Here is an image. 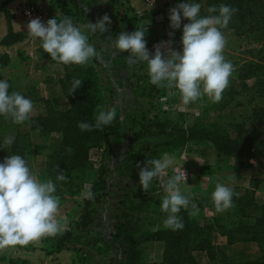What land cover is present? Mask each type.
I'll use <instances>...</instances> for the list:
<instances>
[{
  "label": "trees",
  "instance_id": "1",
  "mask_svg": "<svg viewBox=\"0 0 264 264\" xmlns=\"http://www.w3.org/2000/svg\"><path fill=\"white\" fill-rule=\"evenodd\" d=\"M54 1L61 10V18L63 19L65 16L70 17V10L75 6L71 7L69 3L65 4L62 1L60 2V0ZM179 1L183 0H171V2ZM221 4L237 9L228 26L221 30L232 29L237 35L244 34L248 37L252 34L251 38L260 46L254 56V61H249L243 67L242 74L237 73V76H253L254 81L252 86L248 87L245 83H242L235 88L233 83H230L224 93H228L231 96V100H236V96H246L247 94L244 90L248 92L253 91L254 97L259 96L264 98V0H204V7L201 6L200 16H207L210 6L215 5L219 7ZM2 9L1 5L0 10ZM216 14L218 13H210V15ZM135 20H137V17H127L126 14L120 15V23L128 33L138 28L134 23ZM119 34L116 33L117 36ZM19 37V34H10L9 38L15 39ZM92 46H94L98 54L100 46L95 44ZM6 62V55H2L0 57V66L6 64ZM71 66L64 65L65 72L59 80L62 93L67 98L69 104L66 109H61L47 102L46 115L32 117L24 124L14 123L7 129H5V126L13 122L10 118L6 119L0 116V135L3 131H12L14 133V141L10 146H5L4 140L0 139V163L8 155L22 153L23 148L32 149L34 155L43 153V150L46 148L49 132L57 131L60 133L58 146L51 153H48L47 161L43 165L42 172L38 178L41 181L51 179L54 182L56 187L55 195L59 197V204L64 200V191L69 192V194H75L77 191L83 189L85 182H90L89 190L93 193L94 198H84L82 204L77 205V210L75 211L77 217L73 222H70L69 230L59 232L53 237L42 238L45 242L51 244L53 251L59 252L67 248L69 243L89 245V238L83 235V231L89 230L96 221L98 205L101 203L105 193L107 176L110 172V161L113 153L111 137L117 134L123 127L129 132L128 139L130 142L136 140V143L141 148H146L144 149L146 161L156 159L160 154L166 152L180 153L184 149V146L189 141H192L198 145H213L217 154L236 155L239 164H246L250 168L252 175H254V164L249 162L250 159H254L259 165H263L264 139L258 135H254V137L242 136L238 140H235L230 138L218 123H204L200 117H196L191 125L184 127L172 119L166 109H162L159 105L155 106L153 100L156 97H162L165 88L150 83L146 62L130 66L127 60H125L123 67L127 71V78L133 82V92L138 93L137 95L139 96H146L149 99L148 108L138 106L134 111L126 114L122 120L116 115L112 123L102 126V129L81 130L78 127L81 122L91 125L96 120V117L93 116V111L97 105L95 82L93 71L92 81L88 72L78 73V76L81 77L80 80L83 82L70 95L71 84L74 81L70 79L69 70ZM69 83L70 87L67 85ZM14 91L10 86L9 93ZM21 94L25 96V94ZM209 102H207V105ZM206 106L201 111L202 113L211 111V108H206ZM254 118L258 123L264 124V102L260 106L254 107ZM28 122L32 130L38 131L33 135L39 138L37 143H33L35 145H32L30 142V133L14 132L15 128L25 126ZM144 141L148 143L149 147H145ZM96 145L101 147L102 155L98 165L93 167L94 163L89 159L88 150ZM133 167L135 166L132 164L129 167L130 169H126V172L134 171L135 168ZM92 168L94 169L92 170ZM60 171L66 176L65 181L57 179L58 172ZM91 174L93 175V179L89 178ZM135 176L139 177V173L132 175V179ZM156 183H158V179H154L148 191L145 192L138 182L136 189L133 190L135 192H125L119 201L122 210L119 213L120 219L115 225V232L112 236L121 248L120 264H150L144 261L142 250L139 248L140 244L148 240L164 242V255L160 264H197L191 255V251L194 249L206 250L209 258L213 259V250L207 235V232L211 229V225L200 226L197 218L190 213L191 208L189 207L188 209H181L178 213L184 224L182 230H172L162 227L155 231H150L146 229L147 227L144 228L147 225L145 223L146 213L150 211L160 215L162 212L159 205H161L165 192L162 189H157ZM191 191L197 192L196 188H191ZM182 194L185 195V193ZM194 198L197 200L193 201L196 202L197 207L200 209L212 205L210 202L205 203V201H202L205 198L201 193ZM245 198V196L242 198L237 197L235 201L233 198V207L225 211L226 217L231 222L228 229L224 230L233 236L235 233L241 232L243 233L241 237L243 240H252L262 247L264 243V205H259L254 196V201H252L254 214L245 215V207L242 206ZM237 203L238 206L240 204L239 207ZM151 205L154 207L151 208ZM155 209L158 211H154ZM258 209H261L260 215L257 214ZM209 220L218 221L216 215L212 216ZM91 233L90 236L94 237L93 240L95 242L98 241V235L92 231ZM77 248L74 249V252L78 264H94L91 255L81 254ZM243 260H247L246 262L249 264H264L259 260ZM240 262L239 259H233L232 261H223L222 264H240Z\"/></svg>",
  "mask_w": 264,
  "mask_h": 264
},
{
  "label": "clouds",
  "instance_id": "2",
  "mask_svg": "<svg viewBox=\"0 0 264 264\" xmlns=\"http://www.w3.org/2000/svg\"><path fill=\"white\" fill-rule=\"evenodd\" d=\"M154 3V2H153ZM199 3L184 0L169 9V27L173 30L181 27L182 19L189 22L183 25L180 43L181 51L172 48L169 32L167 41L154 46L150 53L146 47V27L144 25L131 33L121 32L111 40V46L118 53L127 52V63L136 65L146 62L150 83L158 87L178 90L183 105L194 103L207 95L213 102L223 99V92L229 87L234 65L223 55L227 40L222 28H226L237 9L229 5H213L209 13L216 15L200 16ZM111 23L108 15L102 16L96 23L87 22L84 26L92 33L108 31ZM27 34L33 39L39 38L41 46L50 58L63 65L84 66L97 56L94 46L88 43V37L72 19H48L46 23L39 18L31 19L27 25ZM82 80L75 79L70 95L78 89ZM9 83L0 80V116L10 118L15 124L29 120L34 104L19 92L9 93ZM116 118V110L99 111L95 123L81 122V130L91 131L110 125ZM14 137L4 140L5 146L12 145ZM172 159H150L144 162L139 171V184L147 192L154 179H159L166 195L162 198L161 210L168 213L164 226L172 230H182L181 209H188L189 196L182 194L180 184L186 185L187 175L182 166L175 174L165 178L166 169ZM151 165V167H149ZM57 179L65 181L66 176L58 172ZM51 179L41 181L28 167L21 155H8L0 163V252L19 246L37 243L42 238L56 236L61 231L58 219L59 197ZM234 191L232 188L217 183L212 192V201L217 211L223 212L233 207ZM86 199H93L89 190ZM192 215L198 212L196 204H191ZM67 224V219H64Z\"/></svg>",
  "mask_w": 264,
  "mask_h": 264
},
{
  "label": "rangeland",
  "instance_id": "3",
  "mask_svg": "<svg viewBox=\"0 0 264 264\" xmlns=\"http://www.w3.org/2000/svg\"><path fill=\"white\" fill-rule=\"evenodd\" d=\"M61 1L65 4H68L69 2L73 4L75 2L76 5H78L79 2L78 0H60V2ZM198 3L204 7V0H198ZM83 9H85L84 6H75L73 9L71 8L69 14L70 18L74 19V25L80 29H85L84 26L86 23L90 22L86 18L80 17L75 13L77 12L80 14H85ZM208 15H210V13L207 11V16ZM183 20L187 23L189 22L186 19ZM139 22L140 20H135L134 23L136 25ZM225 30L232 29H224V31ZM233 35V39L236 41V47L233 50H227L225 48L223 51V55L225 56L226 60L230 61L234 65L235 69L232 76L230 77V83H233L235 88L236 86H240L242 83H245L248 87H251L254 77H245L244 75L237 76V73L242 74L243 67L249 61H254V56L256 55L260 46L254 41V39L251 38L252 34H250L248 37L244 34L237 35L233 31ZM125 60L126 56L124 53H118L113 48H109L108 51L99 48L97 56L91 59L88 64L84 66L72 65L70 67V79L73 80L81 79V77L78 76V73L88 72V75L92 81L93 71L95 82L94 87L96 89L95 96L97 98V105L93 111L94 117H97L99 111L101 110L108 111L112 108H115L116 115L122 120V118H125L126 114L131 113L138 106L141 108H148L149 99L146 96H139L137 95L138 93L133 92V82L127 78V72L124 73L122 70ZM67 85L70 87V83ZM164 88L165 90L163 96L156 97L153 100L155 106L159 105L162 107V109H166L169 112V116L182 126L188 127L193 123L196 117H200L201 121L204 123L216 122L221 125V129L225 131L232 139L238 140V138L242 136L254 137V135H258L260 138L264 139V124L258 123L254 118V107L260 106L261 103L264 102V98L259 96L254 97L253 91L248 92L244 90L247 95L236 96V100H231V96L228 93L223 92V99L220 102H213L210 99L211 101L206 106V108H211V111L202 113L199 110L198 113H196L167 108L164 104L167 103V100L164 97L167 96L168 87ZM24 123H26V121ZM13 124L14 123L6 125L5 129ZM128 133L129 132L123 127L117 134L111 137L113 143V153L111 155L110 165L113 161L117 163L115 166H113V170L117 171L119 176H117V174L113 175V173L110 174L109 172L107 176L105 193L102 197L101 203L98 205L96 221L89 228V230L83 231V235L89 238V245L78 246L73 243H69L66 249L72 250L74 252V249L79 247L77 249L79 252H81V254L89 255L92 248H97L96 244L98 242H112L111 240H113V242H115V244L119 247L116 239L112 236V234L115 232V225L120 219L119 213L122 210V206L120 205L119 201L122 199L125 192H135L133 190L136 189L139 182L138 176L130 179L128 176L129 172H126V169H130L129 167H131L133 164L135 166L133 167L135 168L134 172L135 174H138L140 168L146 161L144 157V149L146 148H141V146L136 143V140L130 142L128 139ZM8 136L13 137L14 133L12 131H3L0 135V139L5 140V138ZM29 137L32 145H35L33 144L36 143L34 141H39V138L34 137L31 134H29ZM59 139V132H49L46 148L43 150V153L34 155L32 149L23 148L22 153L13 155H21L27 161L28 167L31 169V171L37 177H39V174L42 172L43 165L47 161L48 153H51L57 148ZM143 143L145 147H149L146 141ZM193 145L198 144L189 141L184 146V149H186L188 146L192 147ZM134 151L136 152L135 154ZM190 151L193 152L192 158H185L184 162H180L178 164L175 163V166H185L190 171L194 172V174H191L190 178L186 181V185L181 182L180 188L181 192L185 193V195L189 196L190 198V213L193 212L191 204H196V202L193 200L197 199L194 197L199 193H201L205 198V200L202 201H205V203H212V205H209L210 209L198 208V212H196V214L193 216L197 218V222H199L200 226L211 225V229L207 232V235L213 250V259L209 258L208 252L204 249L192 250V257L197 264H222L223 261H232L233 259H239L241 261L240 264H249L246 262L247 260L244 261L243 259L259 260L261 263H264V243L261 247L257 242L252 240L245 241L241 238L243 236V233L241 232L235 233L234 236L232 234H228L224 229H228L231 220L226 217V210L223 212L216 210L211 195L217 183L224 184L233 189L235 193L233 196L234 201L237 197H246L242 202V206L245 207L244 214H254V208H252L254 196L259 202V205H264V159L263 165H259L254 159L249 160L250 163L254 164V176L251 174L250 168L246 164H239L236 155L217 154V151L213 150L212 153H216L217 155V161L216 163L212 162V164H208L207 162L211 158L208 156L209 153L207 150L203 151L200 149H194L192 151V148H190ZM88 155L90 161L94 163L93 167H96L101 159V147L99 145L91 147L88 150ZM93 169L94 168H92V170ZM171 169L172 168H170L169 171ZM120 176H125L126 178L128 177V181ZM167 176L170 177L169 174H167ZM89 178L93 179V175L91 174ZM156 184L157 189H162L164 191V189L159 185V180ZM89 187L90 182H85L83 189L77 191L75 194H69V192L64 191V200L62 202L66 200L71 201L72 209L66 214L67 224L65 228L61 227L60 232L69 230L70 222H73L77 217V214H75L77 205L82 204L83 199L85 198V193L89 190ZM191 188H196L197 192L191 191ZM164 195H166V193ZM159 206L161 208V205ZM153 207L154 206L151 205V208ZM154 211L158 210L155 209ZM260 212L261 209H258L257 214L260 215ZM104 213L109 215L105 220L106 227L99 228L97 221L100 218V215ZM156 214L157 213L150 211L146 213L145 223L147 225H145L144 228L147 227L146 229L155 231L165 227L164 220L166 219L168 213L162 211L160 215ZM215 215L218 221L209 220ZM63 219L65 218H61V225L64 222ZM91 231L98 235V241L94 243L93 247L90 246L93 242H95L93 240L94 237L90 236ZM106 239H108V241H106ZM89 246L90 249L88 250L87 247ZM105 246L106 244H102L99 247L100 252L104 253L102 262L105 261V256L107 255ZM139 248L142 250L143 259L146 263L160 264L162 262L164 255L163 241L148 240L140 244ZM119 251L121 252L120 247ZM69 256L70 254L65 251L61 255H57V258L66 261Z\"/></svg>",
  "mask_w": 264,
  "mask_h": 264
},
{
  "label": "crops",
  "instance_id": "4",
  "mask_svg": "<svg viewBox=\"0 0 264 264\" xmlns=\"http://www.w3.org/2000/svg\"><path fill=\"white\" fill-rule=\"evenodd\" d=\"M78 5L75 2L72 4L69 2V6H84L83 11L85 14L75 12L78 16L86 18L92 23H96L102 16L108 15L111 23L107 25L108 31L104 33H92L88 29H81L88 37V43L90 45L100 46L101 49L108 51L111 46V40L117 35L116 33L127 32L125 27L120 23V15L126 14L127 17H137L140 20L136 27L144 25L146 27L145 40L147 41L146 47L150 53L154 52V46L162 41L170 39L169 32H173L171 37L172 48L175 51H181L182 45L180 43L182 36L183 25L186 24L183 19L181 21V27L179 29H171L169 27V9L175 7L179 2H171V0H155L152 4H144L141 0H78ZM26 2H31L37 5L43 12L44 19L42 22L46 23L50 18H57L61 20V10L54 0H0V4L3 9L0 10V57L6 55V64L0 66V80H6L11 88L16 92L25 94V98L32 100L34 104L31 117L44 116L47 113L46 103L50 102L61 109L68 107V100L62 93L59 80L64 75L65 67L63 64L58 63L50 58V56L44 52L39 38L33 40L27 34V23L25 22L22 10ZM190 2L198 3V0H190ZM0 5V6H1ZM82 18V19H83ZM136 20V21H137ZM132 32V31H131ZM226 37L227 50H233L236 47V41L233 39L232 30H222ZM10 34H19V38L10 39ZM128 55L127 52L124 53ZM123 72H127L122 67ZM167 103H164L167 108L174 110H185L190 112L202 111L207 105V102L211 101L207 95L202 96L194 103H190L185 106L181 102V98L178 94L167 89V96L164 97ZM14 132H28L35 135L38 131L32 130L30 124L15 128ZM34 142H38L37 140ZM189 147V146H188ZM182 150L180 153H162L156 159L163 160L165 157L172 159V164L166 169L165 178H168L167 174L169 169L175 166V163L184 162L185 158H192V151L194 149L207 150L209 157L208 164L212 162L216 163L217 155L212 153L215 150L211 144L205 145H193L192 147ZM206 159V158H205ZM115 161L110 165V174H117L118 172L113 170ZM193 175L194 172L191 171ZM135 172L132 170L128 173L130 179ZM117 176H119L117 174ZM128 181V177L120 176ZM112 178V177H111ZM159 180V179H158ZM160 181V180H159ZM160 187L163 185L160 182ZM158 185V186H159ZM71 201L66 200L59 204L58 219L66 218V214L72 209ZM204 209H210L206 206ZM108 214L104 213L100 215L97 223L99 228L106 227V219ZM64 221V219H63ZM96 223V224H97ZM66 225L62 223V228ZM108 241V239H106ZM112 242H98L97 248H92L89 255L92 256L94 264H120L121 252L119 247ZM93 242L92 246L94 245ZM102 244H106L105 261L102 262L104 253L100 252L99 247ZM108 244V245H107ZM83 246L82 244H77ZM90 246L87 249H90ZM86 247V246H84ZM70 254L66 261L57 258V255H61L63 252ZM101 256V257H100ZM59 261L61 264H78L76 255L72 250L62 249L59 252H55L51 248L49 242H45L43 239L37 243H31L27 246L17 245L15 248H8L0 252V264H45Z\"/></svg>",
  "mask_w": 264,
  "mask_h": 264
},
{
  "label": "built area",
  "instance_id": "5",
  "mask_svg": "<svg viewBox=\"0 0 264 264\" xmlns=\"http://www.w3.org/2000/svg\"><path fill=\"white\" fill-rule=\"evenodd\" d=\"M142 2H144L145 4H152L153 2H155V0H141ZM22 13H23V16H24V19H25V22L28 23L31 19L33 18H39L41 21H43V12L41 11V9L33 4V3H26L23 7V10H22ZM171 91L175 92L176 94H179L178 90H176L175 88H170ZM181 165H176V166H173L172 169L169 171V176L171 177L172 175L175 174V171L177 168H179ZM182 169L186 172V175H187V179L186 181L190 178L191 176V171L185 167V166H182ZM45 264H49V263H45ZM50 264H61L60 262H52Z\"/></svg>",
  "mask_w": 264,
  "mask_h": 264
}]
</instances>
